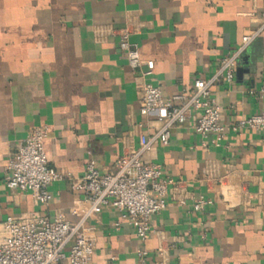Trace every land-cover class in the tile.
Returning a JSON list of instances; mask_svg holds the SVG:
<instances>
[{"label": "crops", "instance_id": "0c3cea01", "mask_svg": "<svg viewBox=\"0 0 264 264\" xmlns=\"http://www.w3.org/2000/svg\"><path fill=\"white\" fill-rule=\"evenodd\" d=\"M264 0H0V221L36 213L76 223L85 207L72 187L93 160L99 173L158 127L140 115L139 75L131 73L115 37L95 39L97 27L123 28L134 21L131 41L163 97L210 77L241 35L260 23ZM264 33L236 65L231 83L211 87L230 126L264 110ZM192 120L170 131L144 159L179 182L166 208L151 216L154 233L137 239L112 208L87 219L93 238L90 264H264V143L262 134L227 130L215 143ZM46 127L48 165L63 179L48 186L50 199L4 186L5 166L25 135ZM210 205L193 210L195 200ZM177 199L183 200L179 205Z\"/></svg>", "mask_w": 264, "mask_h": 264}, {"label": "built area", "instance_id": "2783aa9c", "mask_svg": "<svg viewBox=\"0 0 264 264\" xmlns=\"http://www.w3.org/2000/svg\"><path fill=\"white\" fill-rule=\"evenodd\" d=\"M138 31L139 26L130 21L120 29L97 27L94 33L98 42L108 37L117 39L126 65L141 79L139 113L144 118L153 117L158 127L152 135H140L137 146L117 158L115 172L99 173L93 160L86 163L83 177L72 181V187L82 192L85 201L76 223H69L61 216L51 220L36 213L0 221V264H90L94 240L85 235L83 225L88 218L107 208L119 213L120 220L114 223L115 228L120 226V221H127L137 239H147L154 233L151 216L166 208L168 198L174 199L172 194L180 183L164 176L161 166L145 160L144 155L156 143L167 146L171 129L191 119L193 130L202 138L214 135L215 143L227 130L242 129L260 132L264 143V110L225 126L220 122L221 107L210 91L219 82L233 81L236 65L246 49L264 33V13L260 15V23L243 33L237 47L222 57L218 69L210 77H197L189 90L182 89L168 97L162 96L151 69L143 67L138 45L131 41ZM259 95L264 100V84ZM47 136L46 127L31 129L5 166L4 186L8 190L28 193L40 204L50 199L48 186L64 178L47 163L44 151ZM177 203L182 205L183 200L177 199ZM210 204V200L199 198L194 201L193 210L199 211ZM146 256L145 251L138 252L139 264H146Z\"/></svg>", "mask_w": 264, "mask_h": 264}]
</instances>
